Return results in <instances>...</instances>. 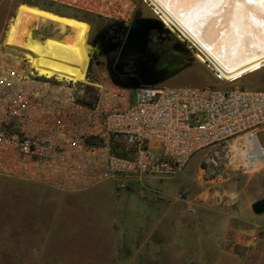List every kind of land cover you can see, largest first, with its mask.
<instances>
[{"label":"built area","instance_id":"built-area-1","mask_svg":"<svg viewBox=\"0 0 264 264\" xmlns=\"http://www.w3.org/2000/svg\"><path fill=\"white\" fill-rule=\"evenodd\" d=\"M33 1L122 22L132 20L140 4ZM141 1L163 22L151 0ZM8 27L0 36V174L67 191L106 180L130 189L147 178L174 177L197 152L245 134L264 147V89L164 82L134 89L109 78L91 81L88 72L84 80L48 76L6 44Z\"/></svg>","mask_w":264,"mask_h":264},{"label":"rangeland","instance_id":"rangeland-1","mask_svg":"<svg viewBox=\"0 0 264 264\" xmlns=\"http://www.w3.org/2000/svg\"><path fill=\"white\" fill-rule=\"evenodd\" d=\"M138 1L140 4L136 13L143 11L145 14H150L144 6H141L142 1ZM21 3L26 2L0 0V36L4 35L7 25ZM81 19L89 22L88 16H81ZM90 19L102 20L94 16ZM34 25L38 27V31L34 32L35 35L41 38L64 35L54 24L36 22ZM99 25L90 24V32ZM195 52L197 53L196 48ZM87 79L98 82L108 80L101 68L92 61ZM238 81L229 83L219 80L208 63L201 62L196 54L192 66L164 83L221 87L238 85L264 89V67L256 72L244 74ZM259 137L264 144L262 130L259 132ZM236 138L197 152L180 174L160 178L157 181L147 180L142 185L137 184L138 188L132 191L121 188L116 180H106L79 191H67L41 182L0 174V264H11L13 241L21 247V251H25L27 249H23L22 242L27 241L28 236L30 239H37L45 232V234H48L47 232L54 234L65 224L70 223L68 219L76 218L74 215L70 217V214H91L92 208L96 207L92 204V199L118 198L123 201L125 207L132 206L141 211H149L150 205L143 199L149 198L152 204L151 211H155L156 199L166 198L175 202V210L190 214L197 211V209L191 210V207L196 208L200 200L205 201L210 198L218 204H225L227 208H234L264 197V167L248 171L245 165L235 167L231 161L233 158L231 145ZM216 193H220L221 197L216 198ZM263 231L259 228L256 234L262 235ZM23 255L25 254L21 252L20 258Z\"/></svg>","mask_w":264,"mask_h":264},{"label":"crops","instance_id":"crops-1","mask_svg":"<svg viewBox=\"0 0 264 264\" xmlns=\"http://www.w3.org/2000/svg\"><path fill=\"white\" fill-rule=\"evenodd\" d=\"M143 199L149 211L118 198L92 199L91 214H70L76 218L54 234L28 236L27 250L13 241L11 264H264V233L256 234L264 230V213L252 209L258 199L227 208L209 198L190 214L166 198L151 211V199Z\"/></svg>","mask_w":264,"mask_h":264},{"label":"bare ground","instance_id":"bare-ground-1","mask_svg":"<svg viewBox=\"0 0 264 264\" xmlns=\"http://www.w3.org/2000/svg\"><path fill=\"white\" fill-rule=\"evenodd\" d=\"M163 22L197 50V58L224 80L239 82L264 67V0H151ZM36 22L54 24L63 36L41 38ZM38 26V25H37ZM41 26V25H40ZM89 22L29 3H21L10 20L6 44L27 53L41 74L84 80L91 51ZM231 145L235 167H264V147L254 134Z\"/></svg>","mask_w":264,"mask_h":264},{"label":"flooded vegetation","instance_id":"flooded-vegetation-1","mask_svg":"<svg viewBox=\"0 0 264 264\" xmlns=\"http://www.w3.org/2000/svg\"><path fill=\"white\" fill-rule=\"evenodd\" d=\"M140 17L158 19L142 11L135 13L133 19L128 22L105 20L90 22V24H100L90 32L89 42L96 46L97 52V57L92 58L91 61L101 68L107 78L112 81L113 79L117 80V84L120 85L132 84L134 70L139 65L137 62L145 60L148 54L153 57L154 72L179 62L189 64L185 69L192 66L196 59L195 48L176 31L172 29L163 31L157 25L150 30L146 51L143 55L124 58L122 55L123 45L128 39L133 24H160L157 22H136L135 19ZM112 44H115V47L109 49Z\"/></svg>","mask_w":264,"mask_h":264},{"label":"water","instance_id":"water-1","mask_svg":"<svg viewBox=\"0 0 264 264\" xmlns=\"http://www.w3.org/2000/svg\"><path fill=\"white\" fill-rule=\"evenodd\" d=\"M135 21L157 22L160 24H133L130 28L128 39L123 45L122 55L124 58L143 55V53L146 51L148 36L152 27L156 25L160 26L163 31H169L170 29H172L168 27L166 24L162 23L160 20L151 17H140V18H136ZM88 45L91 51L90 53L91 58H96L97 57L96 46L91 42H88ZM113 47H115V44H112L109 49ZM152 61H153V57L150 54H148V57L145 60L141 62H137L139 65L134 70V76L132 78L134 82L132 84H121V85L136 89L141 86L156 85L159 83H163L171 79L172 77L176 76L178 73H180L189 65L184 62L173 63L166 69H161L157 72H154ZM113 81L115 83H118L117 80L115 79H113ZM252 209L257 214L264 213V197L256 200L252 204Z\"/></svg>","mask_w":264,"mask_h":264},{"label":"trees","instance_id":"trees-1","mask_svg":"<svg viewBox=\"0 0 264 264\" xmlns=\"http://www.w3.org/2000/svg\"><path fill=\"white\" fill-rule=\"evenodd\" d=\"M23 2H26V3H29V4H32V5H37L41 8H44V9H47V10H51V11H54V12H57V13H60V14H64V15H69V16H74V17H78V18H81V16H88V21H92L90 18L91 16L88 15V14H85V13H81V12H76V11H72V10H68V9H65L61 6H58V5H55L53 3H48V2H45V1H33V0H21ZM90 67V66H89Z\"/></svg>","mask_w":264,"mask_h":264}]
</instances>
